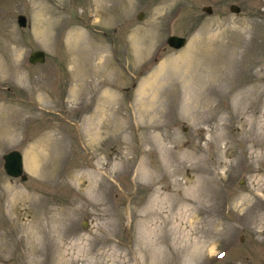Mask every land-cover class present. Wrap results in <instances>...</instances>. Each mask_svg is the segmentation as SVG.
I'll list each match as a JSON object with an SVG mask.
<instances>
[{
    "label": "rangeland",
    "instance_id": "rangeland-1",
    "mask_svg": "<svg viewBox=\"0 0 264 264\" xmlns=\"http://www.w3.org/2000/svg\"><path fill=\"white\" fill-rule=\"evenodd\" d=\"M0 264H264V0H0Z\"/></svg>",
    "mask_w": 264,
    "mask_h": 264
},
{
    "label": "water",
    "instance_id": "water-1",
    "mask_svg": "<svg viewBox=\"0 0 264 264\" xmlns=\"http://www.w3.org/2000/svg\"><path fill=\"white\" fill-rule=\"evenodd\" d=\"M230 11L237 12L238 7L236 5L229 6ZM203 11L209 13L210 7L204 6L202 8ZM142 12H138L136 18L142 17ZM16 23L18 26L22 27L25 24V17L23 15L16 16ZM165 42L168 44L169 47L174 49L180 48L185 44V37L183 36H176V35H169L166 37ZM44 60V52L40 49H35L29 52L27 61L29 63H40ZM3 160L2 168L3 171L7 176L10 177H19L21 180H25L26 176L23 174V165H22V156L19 151L17 150H10L1 155Z\"/></svg>",
    "mask_w": 264,
    "mask_h": 264
},
{
    "label": "bare ground",
    "instance_id": "bare-ground-1",
    "mask_svg": "<svg viewBox=\"0 0 264 264\" xmlns=\"http://www.w3.org/2000/svg\"><path fill=\"white\" fill-rule=\"evenodd\" d=\"M142 167H143V166H142ZM165 230H166V229H165ZM169 230H170V229H169ZM147 231H148V230H147ZM167 232H168V231H167ZM167 232H166V234H168V233H169V232H168V233H167ZM33 245H35V244L33 243V244L31 245V246H32L31 248H33V247H34ZM57 248H58V247H57ZM61 254H62V253H61ZM61 254H60V255H61ZM61 257H63V256L61 255ZM58 260H59V259H58ZM58 260H57V261H58ZM57 261H56V262H57ZM57 263H58V262H57Z\"/></svg>",
    "mask_w": 264,
    "mask_h": 264
},
{
    "label": "flooded vegetation",
    "instance_id": "flooded-vegetation-1",
    "mask_svg": "<svg viewBox=\"0 0 264 264\" xmlns=\"http://www.w3.org/2000/svg\"><path fill=\"white\" fill-rule=\"evenodd\" d=\"M238 7V6H237ZM239 9V8H238Z\"/></svg>",
    "mask_w": 264,
    "mask_h": 264
}]
</instances>
